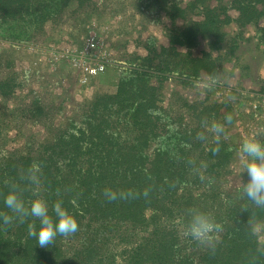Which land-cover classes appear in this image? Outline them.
Segmentation results:
<instances>
[{"label": "trees", "instance_id": "obj_1", "mask_svg": "<svg viewBox=\"0 0 264 264\" xmlns=\"http://www.w3.org/2000/svg\"><path fill=\"white\" fill-rule=\"evenodd\" d=\"M103 1L0 0V37L34 41L47 23L76 18ZM133 3L152 19L170 16L173 27L167 45L152 36L146 55L134 54L115 70L112 88L98 87L78 100L60 122L64 101L47 100L40 90L25 104L0 105V212H9L3 198L13 186L26 201L33 198L26 170L39 161L38 194L50 204L62 199L79 220L75 234L58 236L47 248L28 235V221H0V264H264L256 230L264 206L247 199L241 187L247 173L232 167L240 142L231 133L230 98L191 99L174 89L165 102L168 80L225 85L222 63L237 57L245 28L260 27L264 40V0ZM233 23L237 30L231 32ZM202 42L206 47L195 53ZM18 84L0 73L3 98ZM213 121L223 124V132L210 130ZM25 123L41 126L45 140L24 136ZM20 136V147L8 146ZM106 187L123 195L109 200ZM193 206L209 210L222 225L211 244L182 231Z\"/></svg>", "mask_w": 264, "mask_h": 264}, {"label": "rangeland", "instance_id": "obj_2", "mask_svg": "<svg viewBox=\"0 0 264 264\" xmlns=\"http://www.w3.org/2000/svg\"><path fill=\"white\" fill-rule=\"evenodd\" d=\"M232 14L235 15L236 11L233 10ZM178 23H182L181 18ZM229 26L231 32L237 30L234 23ZM172 27L170 16L163 15L159 20L144 16L134 8L133 0H104L96 9L76 18L65 16L59 22L47 23L45 31L34 41L14 42L0 37L1 76H10L16 84L19 83L9 97L0 95V105L25 104L32 99L34 92L38 94L36 92L40 90L39 94L47 100L64 101V108L57 115V122H60L72 112L78 100L91 97L98 87L112 88L116 82L115 70L127 64L134 54L146 55L150 37H156L159 45H167ZM90 31L97 33L98 41L87 47L86 38ZM259 34L258 26L245 28L243 36L239 37L237 57L225 59L222 63L220 77L224 86L208 87L207 83L201 82L184 84L177 80L170 84L168 80L165 102H169L170 91L174 89L191 99L225 95L232 102L234 132L231 129V133L237 135L240 143L249 136L264 140V40ZM204 43L194 48L195 53L206 47ZM103 58L110 61L107 69L91 75L87 82L81 81L80 60L97 62ZM247 59L250 68L245 66ZM109 70L112 71L109 76L100 77ZM15 132L13 129L11 134ZM21 132L37 140L46 138L41 126L31 123L23 124ZM23 141L24 137L20 136L11 140L8 146L20 147ZM241 160L239 154L232 164L235 170H241ZM256 230L264 242V220L258 222Z\"/></svg>", "mask_w": 264, "mask_h": 264}, {"label": "clouds", "instance_id": "obj_3", "mask_svg": "<svg viewBox=\"0 0 264 264\" xmlns=\"http://www.w3.org/2000/svg\"><path fill=\"white\" fill-rule=\"evenodd\" d=\"M226 119L230 121L231 117ZM210 130L220 134L224 126L213 121ZM237 151L242 155V174L247 173V180H243L241 186L242 192L254 204L264 206V140L256 136L244 138ZM40 171L39 161H33L26 170V178L31 182L34 193L30 201H26L15 186L4 195L3 202L9 212H0V221L4 225L28 221V235L36 239V245L47 248L55 243L58 236L67 238L75 234L79 230V220L62 199L50 204L38 194L41 191ZM104 195L109 200H115L123 193L106 187ZM71 203L75 204L76 201L73 199ZM181 228L187 237L206 245L215 240L222 225L209 210L193 206L188 209Z\"/></svg>", "mask_w": 264, "mask_h": 264}, {"label": "built area", "instance_id": "obj_4", "mask_svg": "<svg viewBox=\"0 0 264 264\" xmlns=\"http://www.w3.org/2000/svg\"><path fill=\"white\" fill-rule=\"evenodd\" d=\"M97 41V33L95 31H90V34H88L86 38L87 47L96 45ZM109 62L110 61L108 60V58H103V60L97 62L80 60L82 71L81 81L87 82L91 75L102 73L103 71H105Z\"/></svg>", "mask_w": 264, "mask_h": 264}]
</instances>
